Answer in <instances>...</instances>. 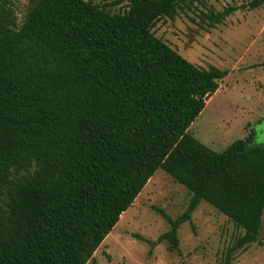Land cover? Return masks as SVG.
I'll list each match as a JSON object with an SVG mask.
<instances>
[{
    "label": "trees",
    "instance_id": "16d2710c",
    "mask_svg": "<svg viewBox=\"0 0 264 264\" xmlns=\"http://www.w3.org/2000/svg\"><path fill=\"white\" fill-rule=\"evenodd\" d=\"M195 1L30 0L20 20L0 0V264H96L158 169L191 192L177 218L154 207L171 226L161 240L178 249L180 225L207 201L246 229L223 264L260 242L264 144L252 131L216 151L189 132L229 71L153 31ZM262 5L210 9L204 21Z\"/></svg>",
    "mask_w": 264,
    "mask_h": 264
},
{
    "label": "rangeland",
    "instance_id": "374dc122",
    "mask_svg": "<svg viewBox=\"0 0 264 264\" xmlns=\"http://www.w3.org/2000/svg\"><path fill=\"white\" fill-rule=\"evenodd\" d=\"M250 1L197 0L178 9L174 19L164 17L153 27L157 37L191 62L229 71L189 128L216 151L252 131L256 133L252 145L264 144V5L240 8L214 27L204 21L210 9L222 11ZM14 2L22 20L30 0ZM109 7L113 13L126 8L123 4ZM190 198L183 184L158 169L96 251V264H223L227 250L246 229L207 201L193 212L191 221L180 225L178 249L160 239L171 226L154 207L177 218ZM259 237L260 242L235 252L231 264H264V222ZM87 264H92L91 259Z\"/></svg>",
    "mask_w": 264,
    "mask_h": 264
}]
</instances>
